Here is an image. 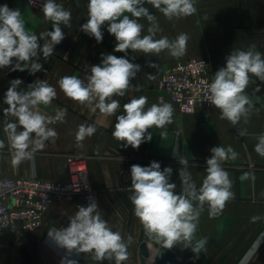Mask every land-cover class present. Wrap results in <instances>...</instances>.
<instances>
[{
  "label": "crops",
  "instance_id": "obj_1",
  "mask_svg": "<svg viewBox=\"0 0 264 264\" xmlns=\"http://www.w3.org/2000/svg\"><path fill=\"white\" fill-rule=\"evenodd\" d=\"M71 12L70 27L61 24L65 38L56 45L54 53L47 59L42 55L34 58L42 64L41 71L30 74L29 70L12 71L11 66L0 68V140L5 147L0 149V181L12 176L36 174L48 181L66 182L68 180V159L83 158L88 166L91 186L99 194L98 209L113 231H119L132 240L128 247V260L138 262V249L143 240H148L149 249L154 253L160 245L150 241L143 227L135 217L131 196L130 169L133 164L149 166L152 161L159 162L161 170L172 168L170 182L176 184V192L181 191L178 156L188 160L197 187L206 176V160L211 157L210 149L215 146H231L238 156L223 163V168L232 180L234 198L229 200L223 211L215 218H209L207 205L199 217L195 239L208 238V243L200 253L180 244L175 250L173 264H264V158L255 151L256 137L264 134V82L253 77V83L246 92L255 105L248 122L243 119L237 125L220 118V111L212 109L208 118L195 114H180L167 94L157 88L163 71L179 61L203 58L209 62V75L226 66V57L232 50H254L264 53V0H195L196 13L182 18L168 20L150 4L149 9L159 24L156 39H174L180 33L189 36L186 54L181 58L171 57L162 51L158 55L141 52H115L116 40L107 31V23L102 26L103 40L97 43L94 37L81 31L80 26L88 19V0H56ZM19 9L30 33L39 35L52 30L51 21L44 19L43 12L27 6L25 0H0V5ZM144 25L143 35L148 34L150 26L146 18L139 20ZM43 40L39 43L42 47ZM113 54L125 57L140 65V71L130 81L133 88L124 97H114L120 101L115 115L108 116L92 105L80 104L67 98L59 89L58 81L63 76L75 75L86 80L91 66L100 64L102 57ZM13 58V64H15ZM152 65H156L153 67ZM151 76V77H149ZM14 79L22 80L21 89L35 80H45L56 88L57 95L49 106H40L45 115H55L56 109H67L63 123L50 125L58 133L55 142L47 141L42 149L36 151L34 160L13 164L12 155L4 132L3 109L4 93ZM259 87L260 91L254 90ZM19 90V89H18ZM146 96V108L159 103V98L174 108L173 122L164 128L148 129L151 141H146L138 149L124 147L125 142L113 138L116 117L124 114L123 105L131 98ZM9 120L14 118L9 117ZM81 124H92L96 132L79 144L76 132ZM237 129H246L241 136ZM22 130V129H18ZM146 133V135L148 134ZM178 155H176V154ZM248 173L247 179H242ZM77 210L71 206L54 202L44 213L41 228L27 233H14L0 229V264H61L62 260H75L77 264H114L96 261L90 253H71L59 247L48 235L52 228L67 227L69 218ZM260 217L253 222V217ZM3 233H11L10 237ZM9 235V234H8ZM261 239L258 247L255 242ZM147 264H154L149 261Z\"/></svg>",
  "mask_w": 264,
  "mask_h": 264
},
{
  "label": "clouds",
  "instance_id": "obj_2",
  "mask_svg": "<svg viewBox=\"0 0 264 264\" xmlns=\"http://www.w3.org/2000/svg\"><path fill=\"white\" fill-rule=\"evenodd\" d=\"M145 4H150L168 20L191 16L197 11L195 0H88V19L80 26L81 31L100 43L103 40L101 28L107 23L108 33L114 35L116 40L115 52L127 54L130 49L134 53L158 55L166 50L171 57H183L189 36L180 33L172 40L166 36L156 39L159 24ZM42 12L44 19L51 21L52 30L37 35L27 30L19 9L0 5V68L11 66L12 71L27 69L30 74L42 70V64L34 58L42 53L47 59L54 53L55 46L65 38L61 24L70 27L72 15L56 0H44ZM141 18H146L150 25L146 35L142 34L144 25L139 22ZM40 40L44 41L42 47ZM138 71L140 65L129 59L106 54L100 64L91 66V74L86 80L66 75L59 79L58 85L67 98L92 105L94 111L98 109L112 116L120 108V101L114 97H124L131 91L139 90L130 84ZM253 77L264 82V53L253 47L232 50L226 57V66L214 74V79L208 85L207 101L220 111L221 119L234 126L242 119L248 122L255 105L246 89L253 83ZM21 84L20 79L12 80L3 101L8 105L3 109L4 132L15 165L34 160L36 151L42 149L45 142H55L58 133L50 125L63 123L67 114V109L59 108L55 115H45L40 111L41 105H51L57 95L56 88L45 80H35L27 86V90L21 89ZM254 91L259 92L260 88ZM146 104V96L131 98L123 105L124 114L116 117L112 136L119 142H125L124 147L138 149L142 143L151 141L152 135L148 129L164 128L173 122L174 108L163 97L150 107L146 108ZM9 117L14 120H9ZM95 132L96 127L92 124L79 125L77 143ZM237 132L241 136L247 134L246 129H237ZM256 139L254 151L264 158V134ZM4 147L5 142L0 140V149ZM210 152L211 157L206 160L207 174L199 187L188 171V160L175 153L181 165L179 193L176 192V184L170 182L171 167L161 170L160 163L156 161L149 166H131L132 194L129 199L134 215L150 241L168 249L180 244L185 248L190 247L194 253H200L205 248L207 237L195 239L199 217L207 205L209 218H215L234 198L232 180L223 163L238 156L231 146H215ZM248 175L245 173L242 179H247ZM259 219L258 216L252 218L253 222ZM69 221L67 227L52 228L48 232L49 237L69 254L90 253L96 261H114V264H123L128 260L131 236L125 239L119 231H113L95 200L90 199L87 206H79ZM261 241L258 239L255 246L258 247ZM61 264L77 262L62 260Z\"/></svg>",
  "mask_w": 264,
  "mask_h": 264
},
{
  "label": "built area",
  "instance_id": "obj_3",
  "mask_svg": "<svg viewBox=\"0 0 264 264\" xmlns=\"http://www.w3.org/2000/svg\"><path fill=\"white\" fill-rule=\"evenodd\" d=\"M28 7L42 12L44 0H25ZM209 62L203 58L179 61L167 67L158 80L157 88L167 94L180 114H195L208 118L215 109L207 101ZM68 180L66 182L48 181L36 174L12 176L0 181V229L27 233L41 228L44 213L54 202H62L73 209L87 206L91 200L98 205L99 194L91 186L88 166L83 158L68 159ZM143 263L125 261L123 264H147L153 262L154 253Z\"/></svg>",
  "mask_w": 264,
  "mask_h": 264
},
{
  "label": "water",
  "instance_id": "obj_4",
  "mask_svg": "<svg viewBox=\"0 0 264 264\" xmlns=\"http://www.w3.org/2000/svg\"><path fill=\"white\" fill-rule=\"evenodd\" d=\"M146 242H148V240H143L140 243L138 249L139 258L142 261V263L144 258L149 255ZM174 261H175V250L173 248L168 249L160 246V248L156 251L153 257L154 264H173Z\"/></svg>",
  "mask_w": 264,
  "mask_h": 264
},
{
  "label": "rangeland",
  "instance_id": "obj_5",
  "mask_svg": "<svg viewBox=\"0 0 264 264\" xmlns=\"http://www.w3.org/2000/svg\"><path fill=\"white\" fill-rule=\"evenodd\" d=\"M9 151L11 152V150H10V148H9ZM14 233H19V232H14ZM9 234V235H8ZM8 234H5V233H3V236H5V237H10V235H11V233H8ZM21 234V233H20ZM23 234V233H22ZM157 251V250H156ZM156 251L154 252V255H155V253H156Z\"/></svg>",
  "mask_w": 264,
  "mask_h": 264
}]
</instances>
